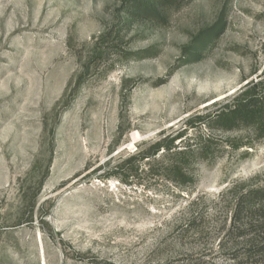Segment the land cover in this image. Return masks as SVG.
I'll list each match as a JSON object with an SVG mask.
<instances>
[{
    "label": "rangeland",
    "instance_id": "1",
    "mask_svg": "<svg viewBox=\"0 0 264 264\" xmlns=\"http://www.w3.org/2000/svg\"><path fill=\"white\" fill-rule=\"evenodd\" d=\"M126 3L0 0V264H260L238 261L230 231L229 192L264 187L251 129L214 132L192 186L111 168L264 76V0H189L154 21Z\"/></svg>",
    "mask_w": 264,
    "mask_h": 264
},
{
    "label": "trees",
    "instance_id": "2",
    "mask_svg": "<svg viewBox=\"0 0 264 264\" xmlns=\"http://www.w3.org/2000/svg\"><path fill=\"white\" fill-rule=\"evenodd\" d=\"M186 1L189 0H128L125 12L132 19L154 21L164 17L168 9L179 8ZM221 19L206 32L219 34L224 28ZM206 40L205 35H199L190 53H196ZM244 127L251 129L256 140L264 138V76L248 82L237 95L214 102L191 115L174 133L159 135L144 149H135L111 168L112 176L125 185H140L148 190L157 186L155 178L179 187L192 186L197 180L196 163L215 158L218 142L215 133ZM226 142L237 147L232 139ZM143 174L153 177L154 182L133 180ZM229 193L233 202L230 231L235 230L236 237L243 243L236 260L264 264V187H242Z\"/></svg>",
    "mask_w": 264,
    "mask_h": 264
}]
</instances>
